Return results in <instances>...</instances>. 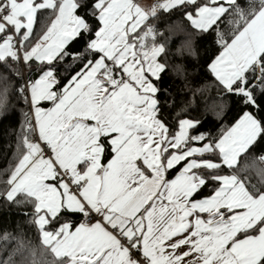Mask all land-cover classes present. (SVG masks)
I'll return each instance as SVG.
<instances>
[{"label": "snow or ice", "instance_id": "6c2138e0", "mask_svg": "<svg viewBox=\"0 0 264 264\" xmlns=\"http://www.w3.org/2000/svg\"><path fill=\"white\" fill-rule=\"evenodd\" d=\"M163 14L215 33L207 69L236 111L218 135L165 118ZM0 67V107L14 88L32 113L0 196L24 197L39 236L5 231L0 264H264V169L247 175L264 0H0Z\"/></svg>", "mask_w": 264, "mask_h": 264}, {"label": "trees", "instance_id": "16d2710c", "mask_svg": "<svg viewBox=\"0 0 264 264\" xmlns=\"http://www.w3.org/2000/svg\"><path fill=\"white\" fill-rule=\"evenodd\" d=\"M153 23L164 33L157 37V42L163 43L165 47V52L158 59L166 65L165 72L161 74L162 87L168 88L166 120L177 124V127L178 117L199 121L197 128L200 132L218 135L222 126H229L234 121L236 111L231 99L217 90L214 77L207 69V64L219 51L215 33H199L179 14H163L160 21ZM41 30L42 26L38 24L37 33ZM221 30L227 31L224 23L221 24ZM3 71L0 67V73ZM24 74L26 78L27 70H24ZM161 99L164 101L165 98ZM6 104V108L0 107V192L5 190L4 182L18 163L23 150L22 147L18 149V144L23 137L25 113L30 117L29 102H25L14 88L9 89ZM44 106L50 107L47 103ZM262 151L264 145H259L248 158V164L252 167L247 175L252 183L258 181L257 169L263 168L258 159L253 160V157H258ZM16 200L21 203L9 204L0 196V259L7 256L13 246L8 243L5 249L6 242L2 238L5 231L39 245L35 226L29 223L28 216L23 215L24 212H31V205L23 202V196L18 195Z\"/></svg>", "mask_w": 264, "mask_h": 264}, {"label": "crops", "instance_id": "0c3cea01", "mask_svg": "<svg viewBox=\"0 0 264 264\" xmlns=\"http://www.w3.org/2000/svg\"><path fill=\"white\" fill-rule=\"evenodd\" d=\"M155 2H156V0H141L139 3L142 4V5L147 6V5H151V4L155 3ZM262 169H264V168H262Z\"/></svg>", "mask_w": 264, "mask_h": 264}, {"label": "built area", "instance_id": "2783aa9c", "mask_svg": "<svg viewBox=\"0 0 264 264\" xmlns=\"http://www.w3.org/2000/svg\"><path fill=\"white\" fill-rule=\"evenodd\" d=\"M29 109H31L30 102H29ZM30 117H32L31 110H30ZM258 161H259V163L261 164V166L264 168V160H260V159H258Z\"/></svg>", "mask_w": 264, "mask_h": 264}]
</instances>
